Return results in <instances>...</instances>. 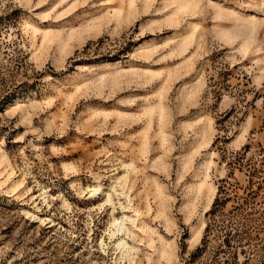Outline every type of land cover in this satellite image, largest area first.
<instances>
[{
    "label": "rangeland",
    "instance_id": "obj_1",
    "mask_svg": "<svg viewBox=\"0 0 264 264\" xmlns=\"http://www.w3.org/2000/svg\"><path fill=\"white\" fill-rule=\"evenodd\" d=\"M132 1L0 0V264H264V0Z\"/></svg>",
    "mask_w": 264,
    "mask_h": 264
},
{
    "label": "bare ground",
    "instance_id": "obj_2",
    "mask_svg": "<svg viewBox=\"0 0 264 264\" xmlns=\"http://www.w3.org/2000/svg\"><path fill=\"white\" fill-rule=\"evenodd\" d=\"M132 2H133L132 0H129V6L130 7H132V4H133ZM172 5H175V7H174L173 10L170 11L169 16H167V17H168V19L170 21H173L175 23L180 15H183V14H186V13H189V14L193 13V11L198 6V0H193V1H189V0H171V2L166 4V7H167L166 9H168V7L172 6ZM256 9H254V11L252 13H250L249 15L243 16L244 20L253 21L255 19V17H256L255 15H257V14H259L261 12L260 10H258V9L256 10ZM259 9H261V8H259ZM170 23H172V22H170ZM195 28L193 26L194 30H195ZM221 33L223 34V32H221ZM224 35H225V33H224ZM53 37H54V35L52 34V32H45L43 34V39H42L43 43H45L46 41H48V42L52 41L51 39ZM191 39H192V35L190 37H188L187 40H185L183 42V44H187L186 41L191 40ZM61 42H60V44L63 43V42L62 43ZM61 46H63V45H61ZM185 47H186V45H185ZM185 47H183L181 49H178L180 54H182V53H184L186 51ZM247 50H246V52H247ZM10 176L11 175L8 176L7 180L10 179ZM17 186H18V184H16V182L15 183L13 182L11 188H13V190H14V188L15 187L17 188ZM101 189L102 188L100 186L94 187L91 191H89L88 194H90L91 197H94L95 195H97V194H99L101 192ZM115 189H118V190H116V191H118L117 197H119L120 200L124 201L125 205L121 208L124 215L120 219H114L113 224L110 227L111 230L108 231V235H109L110 239L114 240V243H115L114 247H115V251H116L115 253H116V255H119L118 264H136L135 260H134V258H135L134 255L136 254L137 249H135V247L129 245L127 240H132V241L134 240L135 233H137V232H135L136 230H139L138 232L142 233L143 228H140V226H139L141 224V220H140L141 213H140V211L138 209H136L131 204V199H130V196H129V193L131 192V188H130V185L128 183V176L127 175H124L123 177H120V178L115 180V184L112 187V190H115ZM43 196H44V193L42 195H40L39 198H42V200L45 203L46 202L45 201V197H43ZM211 196H213V192H211ZM107 202H111V199L108 198ZM25 215L30 217L31 219L38 220L41 224H44V222L46 221V220L41 219V218H39L37 216H34L33 214L28 213V212L25 213ZM202 226H204V225H201L200 228ZM197 228H199V227H197ZM199 229H195V230L191 229L190 237L193 238V241L194 240L195 241L198 240V238L200 236V230H202V229H200V230ZM193 241H191V242L193 243ZM101 247L103 248L102 243H101ZM103 252L105 253L104 250H103ZM162 256L163 255H162V252H161L160 257H162Z\"/></svg>",
    "mask_w": 264,
    "mask_h": 264
}]
</instances>
